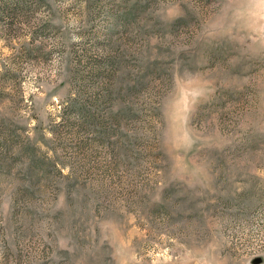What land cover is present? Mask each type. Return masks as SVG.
I'll list each match as a JSON object with an SVG mask.
<instances>
[{
    "label": "rangeland",
    "instance_id": "rangeland-1",
    "mask_svg": "<svg viewBox=\"0 0 264 264\" xmlns=\"http://www.w3.org/2000/svg\"><path fill=\"white\" fill-rule=\"evenodd\" d=\"M0 264H264V3L0 0Z\"/></svg>",
    "mask_w": 264,
    "mask_h": 264
},
{
    "label": "snow or ice",
    "instance_id": "snow-or-ice-1",
    "mask_svg": "<svg viewBox=\"0 0 264 264\" xmlns=\"http://www.w3.org/2000/svg\"><path fill=\"white\" fill-rule=\"evenodd\" d=\"M261 2L264 3V0H261ZM201 91H202V89L195 88V89L188 90L186 92L184 100H183L182 104L179 107V113L178 114L180 116H184V114H186L189 111L190 106H191L192 101H193V98L195 96L200 95ZM185 139H186V142H187L188 140H190V137H186Z\"/></svg>",
    "mask_w": 264,
    "mask_h": 264
},
{
    "label": "trees",
    "instance_id": "trees-1",
    "mask_svg": "<svg viewBox=\"0 0 264 264\" xmlns=\"http://www.w3.org/2000/svg\"><path fill=\"white\" fill-rule=\"evenodd\" d=\"M79 113H80L82 119H86L88 117V115H90L89 111H87L83 108H80ZM83 125H84V122H83Z\"/></svg>",
    "mask_w": 264,
    "mask_h": 264
}]
</instances>
